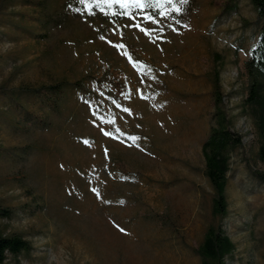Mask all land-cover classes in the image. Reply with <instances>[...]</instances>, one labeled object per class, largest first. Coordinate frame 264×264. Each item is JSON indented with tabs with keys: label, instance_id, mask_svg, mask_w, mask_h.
Segmentation results:
<instances>
[{
	"label": "rangeland",
	"instance_id": "obj_1",
	"mask_svg": "<svg viewBox=\"0 0 264 264\" xmlns=\"http://www.w3.org/2000/svg\"><path fill=\"white\" fill-rule=\"evenodd\" d=\"M40 1L0 0L3 264H264L251 0Z\"/></svg>",
	"mask_w": 264,
	"mask_h": 264
},
{
	"label": "trees",
	"instance_id": "obj_2",
	"mask_svg": "<svg viewBox=\"0 0 264 264\" xmlns=\"http://www.w3.org/2000/svg\"><path fill=\"white\" fill-rule=\"evenodd\" d=\"M89 1L90 0H88V2ZM251 2L256 9L258 17L262 20L261 31L259 33V36L257 38V41L253 49L251 50V55L253 60L259 65H261L264 69V0H251ZM157 3L158 0H151V6H148L147 0H144V2L141 3L140 5L150 10L151 7ZM39 5L44 7L46 5V0L40 1ZM117 6H122V3H115V7H113V10H115ZM53 88L56 89V86H53ZM253 94L255 93L253 92ZM262 119H264V114L262 115ZM226 120L227 118L225 112L224 110H221L219 122L220 123L227 122ZM213 139H215L218 142L217 143L218 146L216 148L215 154H217L219 148L223 146V144H226L228 141H231L229 134L224 127H222L220 130L215 131V135ZM261 154L262 156H264V146L261 150ZM210 175L216 187L218 188V190H220L219 180L217 179L218 173L216 169H212ZM256 177L260 180H264V173L258 174L256 175ZM214 207L215 209L221 212H223L224 210V198L222 197V194L219 191L218 194L214 197ZM11 213H12L11 209L0 205V218L9 217ZM216 237L217 239H219L218 233L216 234ZM225 247L226 246L224 244V241L222 240L220 245L209 248L212 253V256H214L213 258L214 259L220 258L221 253L223 252ZM30 248L31 245L28 240L16 234L5 235L0 230V264H3L8 254L17 255L20 252L28 251ZM220 263L221 262L219 261V264Z\"/></svg>",
	"mask_w": 264,
	"mask_h": 264
},
{
	"label": "snow or ice",
	"instance_id": "obj_3",
	"mask_svg": "<svg viewBox=\"0 0 264 264\" xmlns=\"http://www.w3.org/2000/svg\"><path fill=\"white\" fill-rule=\"evenodd\" d=\"M81 3L84 2V0H80ZM104 2H107V0H104ZM116 2L118 3H131L133 5H136V6H139L141 3L144 2V0H116ZM148 2V6H151V0H147ZM169 2H171V0H169ZM179 2L181 4H187L188 3V0H179ZM101 39H104V37H101ZM125 111H130L128 109H125ZM106 135H108L109 133H105ZM133 139H136V138H133ZM86 144L88 143V141H84ZM93 191H95V189H93ZM121 231H123V229H121Z\"/></svg>",
	"mask_w": 264,
	"mask_h": 264
}]
</instances>
